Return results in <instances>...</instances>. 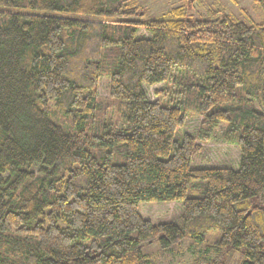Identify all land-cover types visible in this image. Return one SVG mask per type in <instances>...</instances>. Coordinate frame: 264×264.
<instances>
[{
	"label": "trees",
	"instance_id": "16d2710c",
	"mask_svg": "<svg viewBox=\"0 0 264 264\" xmlns=\"http://www.w3.org/2000/svg\"><path fill=\"white\" fill-rule=\"evenodd\" d=\"M184 1L0 0V264H152L184 239L191 264H264V19ZM218 128L238 167H191ZM152 201L182 225L143 219Z\"/></svg>",
	"mask_w": 264,
	"mask_h": 264
},
{
	"label": "rangeland",
	"instance_id": "374dc122",
	"mask_svg": "<svg viewBox=\"0 0 264 264\" xmlns=\"http://www.w3.org/2000/svg\"><path fill=\"white\" fill-rule=\"evenodd\" d=\"M183 0H138V5L145 10L146 19H155L165 14L170 8L175 7ZM202 8H193L190 0L184 1L188 5V11L197 17L204 9H207L212 0H200ZM226 14L235 17L237 20L249 24L251 21L259 23L264 19V14L256 6L255 0H219ZM147 36L143 31L139 32L138 37ZM161 85L145 87L147 98L150 101L156 100L155 91ZM106 79L102 78L98 87L99 97L108 99ZM117 107V106H116ZM118 113L114 114L117 117ZM201 118L192 117L186 121L184 130L195 132ZM182 129H178L175 137ZM217 136L207 143H202L199 153L193 155L191 167H227L237 168L239 162V149L234 144H227L222 141L221 129H217ZM139 215L148 220L152 225L161 223H175L182 225V205L180 201H152L140 202L137 206ZM209 238V237H207ZM205 248V243H195L190 239H184L173 247L164 251L155 242L145 245L144 253L150 255L152 264H191L192 261Z\"/></svg>",
	"mask_w": 264,
	"mask_h": 264
}]
</instances>
